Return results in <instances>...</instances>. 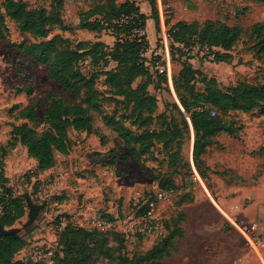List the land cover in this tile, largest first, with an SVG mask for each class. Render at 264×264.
Segmentation results:
<instances>
[{
	"label": "rangeland",
	"instance_id": "obj_1",
	"mask_svg": "<svg viewBox=\"0 0 264 264\" xmlns=\"http://www.w3.org/2000/svg\"><path fill=\"white\" fill-rule=\"evenodd\" d=\"M19 1L26 10L59 13L62 24L53 26L40 37L22 31L17 22L5 14L0 35V145L6 146L13 127L22 122L38 132L49 129L45 111L54 99H59L61 105L72 102L87 107L83 90L77 94L64 89L51 78L46 63L38 62L25 52L26 46L54 39L58 51L78 43L92 47L102 42L112 47L115 39L111 30L96 31L92 25L102 21V14L107 13L111 5L125 0ZM134 1L145 15L142 33L149 46L143 55L150 75L138 78L133 85L147 81V90L156 98L148 129L161 134V130L166 132L148 139L151 144L146 150H139V161L130 156L122 158L129 149L105 120L115 119L121 131L128 129L133 136H138L141 129L132 126L126 116L130 111L126 102L114 95L104 77L96 72L103 66V59L101 52L93 48L94 58L78 61L84 75L96 74L94 91L88 94L93 97L95 106L87 107L93 131L86 133L70 128L68 152H55V164L43 172L37 170L36 161L21 144L8 146L2 158L0 175L6 179L12 195L24 202L23 194L27 192L33 203L44 204L32 224L18 233L26 244L15 259L59 264L62 253L58 236L62 227L70 224L92 231L86 226L90 218L108 214L112 219H124L131 213L134 193L149 191L157 182L170 179L175 192L171 202L161 209L164 233L157 237L100 233L98 238L106 241L112 255L105 258L95 251L92 264H121L124 258L130 264H148L139 257L159 245L167 232L175 229L176 222L177 227L180 223L181 229L186 231L194 226L219 224L221 231L238 234L241 238L242 249L230 250L227 255L230 264H263L242 235L225 222L216 205L241 204V215L248 222H258L259 229H264V217L255 212V204L264 205V106L247 112L221 113L232 134L201 137V142L209 143L194 156L196 134L190 112L174 88V80L186 60L201 73L195 76L197 87L209 79L221 90L239 83L264 84V53L259 50L264 37V0ZM206 21L222 22L238 29L239 40L229 50L208 46L194 31L185 35V45L171 40L177 23L192 25L198 32ZM255 25L260 29L258 35L252 33ZM115 64L109 61L108 68ZM27 108L33 109L34 121L21 116V111ZM171 129L178 130V145L173 136L168 135ZM193 173L198 174V180L192 178ZM190 194L194 201L181 203ZM27 211L25 205V213L14 227H21L26 221ZM191 235L195 236L190 233L183 242L180 238L172 242V249L175 247L178 252L174 254L170 249L167 264H214L208 257H215V248L209 245L195 250L198 242L206 245V239H195ZM229 238L236 245L238 238L235 235ZM216 255L223 257L221 252Z\"/></svg>",
	"mask_w": 264,
	"mask_h": 264
},
{
	"label": "trees",
	"instance_id": "obj_2",
	"mask_svg": "<svg viewBox=\"0 0 264 264\" xmlns=\"http://www.w3.org/2000/svg\"><path fill=\"white\" fill-rule=\"evenodd\" d=\"M5 14L16 21L22 31L40 37L51 31L53 26L62 24L59 13L26 10L19 0H3L2 3L0 2V35L3 34ZM102 15V21L95 22L97 24H93L92 28L96 31L110 29L115 39L112 47H107L102 42L95 43V47L78 43L74 47H68L65 51H58L54 39H51L26 46L25 52L38 62L46 63L51 78L64 89L77 94L83 90L85 106L92 107L95 103L92 105L93 97L88 94L94 91L96 74L94 72L90 76L84 75L78 67V61L86 57L94 58L96 52L92 51L93 48L100 51L103 66L96 72L104 77L105 83L113 89L114 95L126 102V108L130 110L126 115L127 118L131 120L132 126L141 130L138 136H133L128 129L121 131L115 119H106L105 122L113 127L129 149V153L123 154L122 158L130 156L139 161V150H146L148 144H151L148 139L158 138L166 132L161 130V134L159 131L148 129L152 122L150 112L156 106V98L147 90V81L133 85L138 78H148L150 75L143 55L149 46L146 36L142 33L145 15L140 12L134 0H125L118 5H111L108 12ZM192 31L203 43L223 50L231 49L240 36L238 29L225 23L206 21L198 32L192 25L177 23L175 32L171 34V40L185 45L184 37ZM259 31V26L255 25L252 33L258 35ZM259 50L264 53V37L260 41ZM217 60L220 59L217 58ZM109 61H114L115 66L108 68ZM200 74V71L184 60L174 80V88L181 103L190 112L196 134L194 156L200 154L209 143V141L201 142V137H214L219 133L232 134L231 127L222 119L221 113L230 110L247 112L264 106V84L239 83L228 90H221L209 79L204 80L201 87H197L195 76ZM202 105L208 108H199ZM87 107L72 102L61 105L59 99H54L45 111V120L49 123V129L38 132L26 122L15 125L7 146L0 145V169L8 146L16 144H21L26 148L27 154L36 161L38 171L43 172L53 167L55 152L66 154L69 150L68 130L70 128L86 133L93 131L92 116ZM262 111L264 113V108ZM146 113L149 114L145 116ZM20 114L31 121L36 119L32 108L24 109ZM169 133L171 134L168 135L175 139L173 140L175 145H178V140H180V136L177 138L178 130L171 129ZM5 182L6 179L0 175V222L8 228L24 215L25 205L20 197L12 195ZM156 186L159 189H172L175 192L174 183L170 179L159 181ZM148 192L143 193L148 194ZM103 218L112 219L108 214L103 215ZM173 225L175 229L169 230L160 244L140 256L139 260L148 264H162V260L176 250L174 245L172 249V242L182 237V229L180 223V228L177 227V222ZM111 232L122 234L118 231H87L79 226L65 225L58 236V244L61 246L62 253L59 264H92L94 262L92 254L95 251H99L98 253L105 258L110 257L111 249H108V246L106 248V241L99 239L98 236L100 233ZM25 244V238L19 234L1 237L0 264H46L44 261L16 260L15 255L24 248ZM121 264H130V262L124 258Z\"/></svg>",
	"mask_w": 264,
	"mask_h": 264
},
{
	"label": "built area",
	"instance_id": "obj_3",
	"mask_svg": "<svg viewBox=\"0 0 264 264\" xmlns=\"http://www.w3.org/2000/svg\"><path fill=\"white\" fill-rule=\"evenodd\" d=\"M201 110V109H197ZM198 180L197 173H193ZM174 196L172 189H159L152 186L148 194L136 192L131 198V213L124 219L93 217L87 220L89 229L99 232L118 231L126 237H157L164 233L161 209L170 203ZM225 222L242 235L246 245L264 264V229H259L258 222H248L241 215V204L216 205Z\"/></svg>",
	"mask_w": 264,
	"mask_h": 264
},
{
	"label": "crops",
	"instance_id": "obj_4",
	"mask_svg": "<svg viewBox=\"0 0 264 264\" xmlns=\"http://www.w3.org/2000/svg\"><path fill=\"white\" fill-rule=\"evenodd\" d=\"M186 201H187V203L193 202L194 201L193 196L190 194V197H185L181 201V203L186 202ZM255 208H256L255 212L258 213L260 216L264 217V205L262 203L261 204L260 203L255 204ZM218 225L217 226L211 225L212 227H210V226H204L203 227L201 225L200 226H194L189 231H186L182 228L183 229L182 230V237L180 239H181V242H183L184 239L186 237H188V235L190 236V233H193L195 235V236L191 235V237H194L195 239H199V240L200 239H206L204 241V243L206 245H203L202 243L198 242V245L196 246L195 250H201L200 248H204V246L206 248V246L211 245L212 247L215 248V250H213L215 257L214 258L208 257V258H210V262L212 260L214 264H230V261H229L227 255L230 252V250H234L237 248V249H239L238 251H240L242 249L241 243H240L241 238L238 234H231L230 232L221 231V228H219ZM231 235H235L238 238L236 245L231 243L230 238H229ZM213 238H215V239H213ZM177 252H178V250L177 251L175 250L173 253L176 254ZM220 252L223 253L222 258H218V256L216 255L217 253L220 254ZM169 258H171V256L165 257L162 260V264H165V263L167 264L166 260Z\"/></svg>",
	"mask_w": 264,
	"mask_h": 264
},
{
	"label": "water",
	"instance_id": "obj_5",
	"mask_svg": "<svg viewBox=\"0 0 264 264\" xmlns=\"http://www.w3.org/2000/svg\"><path fill=\"white\" fill-rule=\"evenodd\" d=\"M23 198H24V202L25 205L27 207V219L26 221L21 225V227H4L1 222H0V238L7 236V235H11V234H18L22 229L28 227L29 225L32 224V222L35 220V218L37 217L39 210L44 206V204H35L33 203L30 195L25 192L23 194Z\"/></svg>",
	"mask_w": 264,
	"mask_h": 264
}]
</instances>
